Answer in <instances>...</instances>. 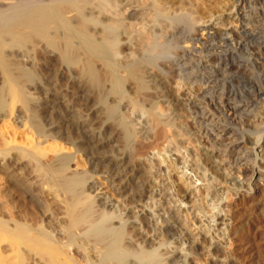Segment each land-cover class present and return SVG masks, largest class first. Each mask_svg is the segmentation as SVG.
<instances>
[{"label":"bare ground","instance_id":"6f19581e","mask_svg":"<svg viewBox=\"0 0 264 264\" xmlns=\"http://www.w3.org/2000/svg\"><path fill=\"white\" fill-rule=\"evenodd\" d=\"M210 2L218 0H0V264H236L225 250L242 226L232 224L236 206L264 214V185L256 188L264 183V0H227L215 11ZM136 75L154 96L144 105L139 92L126 100L130 126L114 101L133 89ZM165 77L183 91H172ZM85 89L102 118L122 125L124 149L136 124L147 140L167 132L160 102L173 120L183 104L201 168L182 142L170 146L168 163L169 136L145 153L166 164L165 173L181 169L184 192L168 173L157 183L168 192L161 188L157 201L173 197L188 226L163 203L145 208L156 201L158 180L140 176L142 156L125 150L109 164L96 161L106 159L97 151L105 137L85 122ZM85 148L94 159H85Z\"/></svg>","mask_w":264,"mask_h":264},{"label":"rangeland","instance_id":"374dc122","mask_svg":"<svg viewBox=\"0 0 264 264\" xmlns=\"http://www.w3.org/2000/svg\"><path fill=\"white\" fill-rule=\"evenodd\" d=\"M204 2H206V1H204ZM219 5H218V9H223V7L225 8L226 7V3H227V0H218V2H217ZM217 3H216V5H217ZM221 3V4H220ZM134 4H136V3H134ZM210 4H212L211 5V10H213V9H217V6L215 5H213V3H211L210 2ZM216 7V8H214V7ZM210 10V9H209ZM215 10H213V11H215ZM128 12H130V10L128 9V11H127V13ZM126 51H128V50H126ZM125 51V52H126ZM65 76V78L69 75V74H64ZM132 75H134V74H132ZM135 76V75H134ZM136 76H138V75H136ZM71 77V76H70ZM139 77V76H138ZM136 78V79H138V81H136V79H135V77H133L132 76V78H134L135 80H133V91L132 90H130L129 89V91H128V89H127V91L125 90V94L123 95L124 97V99L122 98L121 100L119 99H116L117 101H114L116 104H117V109L119 108V110H118V113H120V116H121V120H122V123L124 122V124H126V125H130L131 126V124H135V122L133 121L134 120V117H133V115H134V113L132 112V111H130V109H132V108H129V107H131V106H125L126 105V103L130 100V98L133 100V98L134 99H136L137 97H139V95L141 94V97L143 96V98L144 99H146V98H148V99H146V100H144L143 101V105L148 101L149 102V100L150 99H152L153 97H152V95L154 96V93H153V91H151V90H153V88L151 87V85H150V83L149 82H146V81H142L141 79H143L141 76L139 77V78ZM141 78V79H140ZM168 78V79H167ZM70 79V78H69ZM64 80V79H63ZM63 80H61V83L62 84H59L58 85V88H65V86L64 85H66V81H63ZM73 80V82H70V83H73L74 85H75V81H76V79H70L69 81H72ZM141 80V81H140ZM165 80H167V83L168 84H170V87H173V85H175L174 84V79L172 80L171 78L169 79V77H165ZM171 81V82H170ZM136 82V83H135ZM142 82V83H141ZM139 83V84H138ZM69 84V83H68ZM67 84V85H68ZM136 84H138V85H136ZM141 84V85H140ZM149 84V85H148ZM70 85V84H69ZM144 87H143V86ZM172 85V86H171ZM61 86V87H60ZM136 86V87H135ZM184 86V85H183ZM182 85H180V89H177V88H171V90L172 91H174L175 93L176 92H178V93H181V91H183L182 89L185 87H183ZM72 88H74V91H75V87L73 86ZM71 88V86H70V88L69 89H71V91L73 90ZM136 88V89H135ZM77 90V89H76ZM176 90V91H175ZM85 91H86V89H85ZM143 91V92H142ZM88 92V93H87ZM126 92H127V95H126ZM131 92V93H130ZM138 92H139V95H138ZM174 92H173V94H174ZM87 93V94H86ZM137 93V94H136ZM147 93V94H146ZM149 94V95H148ZM183 94V93H182ZM182 94H180V95H182ZM179 95V94H178ZM91 93L89 92V91H86L85 92V110L84 111H82V113H83V115L85 114V122L87 121V123L89 122V124L88 125H90L91 124V126H93L94 128H95V130H93V127H90V129L92 128V130H90V133H91V131H92V134H94V135H96V133H100L99 135H98V138L100 137V136H102V140H103V136L105 137L104 138V141H105V145H103V146H101L97 151H98V153H99V155L100 156H105L104 158H106V159H103V160H100L101 158H99V157H94L95 159H96V161H101V163H102V161H103V163L105 162V164H106V162H107V164H109V162H108V160L107 159H109V158H113V157H115L114 159H116V158H118L119 156H121L123 153H125V150L128 152V150H129V152L131 151V153H134L135 154V156L136 155H138V156H136V157H139V155L140 156H142V157H140V161L139 162H137V164L141 167V171L140 172H142L141 173V175L140 176H147V175H151V177H152V179L153 178H155V180H158V181H156V187H153V192H155L156 193V201L154 202V200L151 198V199H148L150 196H149V194H148V198H144V200H147V201H144V203L146 204V205H144L145 206V208L147 207V209L149 210V207L147 206V205H155V203H157V205H159L158 207H157V205H155L153 208L152 207H150V211L151 210H154L155 209V207L156 208H162V206H164V209H166V211L168 212V216H173L174 214H175V217H177L176 218V221H177V223H180L181 221L182 222H184V221H186V225L188 226L189 224H190V221H187V216L184 214V213H181V211H179L178 212V210H179V203H175L174 202V200H173V197L171 198V201H170V199L167 201L166 200V203L164 204L163 202H165V201H157L158 199H160V197H161V195H165V191L166 192H168V190H167V186H165V185H162V187H161V185L160 184H164L165 182V180H164V178L166 177V175L168 174V173H170L169 175H167V176H170L171 175V178H172V180H173V182H176V183H173L174 185H176L177 184V189H178V192H181V193H183L184 192V188H182V184L180 183V182H178L177 183V181L176 180H178L177 178H176V175H178L179 174V172H180V170L181 169H176V170H174V171H172V172H168V169H167V172L165 173V171H164V169H166V167L164 166V165H166V164H164V165H162V164H160V165H156V164H158V163H156V161H155V155H153V156H151L152 154H148V156H147V153H145V152H147V150H148V146H150V145H157V144H159V143H161L160 142V140H161V137H163V136H161V135H165V136H169V138H168V140H169V142H171V143H169V148L167 147V150H169V152L168 151H165V153L166 152H168V153H166V154H168V155H166L165 153H164V157H166L165 159L167 160V162L169 163V161H170V157H169V155L172 153H174L175 152V150H173V148H175V147H170V146H176V144L178 143H181V144H186L187 145V149H186V151H189L190 153V159H192V162L190 163V164H193V165H195L196 166V164H197V168H198V166L201 168V161H200V159L197 161V159H198V156H199V146H198V141H196V138H197V136L195 135V128H194V124L192 123V122H190V120H189V118H187L190 114H188V112H186V111H184V110H186V108H183L184 106H183V104H180L181 105V116L178 118V119H176V120H173V118H170L169 116H166L167 118H165V115L167 114V110H169L168 109V104H166V103H164V102H160L161 103V107L163 108V107H165V108H163V109H165L166 110V112L165 113H163L162 115V117H164V118H160L161 120H160V122L162 121H164L165 122V125L167 124V128H165V129H168L167 130V132H166V130H165V132L163 133V131H161V133H163V134H161L160 136H158V137H155V139L154 138H150V137H148V140H147V138L145 139V137H146V135L144 134V131L146 130L147 131V129H145V130H143V128L141 127H139V125L141 126V124H136L135 125V127H134V129H133V132L134 133H136L135 134V137H133L128 143H125V148H128V149H124L123 147V143L125 142V139H124V137H123V135H122V133L120 132L121 131V127H122V125H119L120 123H113V122H111V120H105L104 118H102L103 116H102V107H101V105L99 104V103H97L96 101H95V99H94V96H91ZM136 96V97H135ZM145 96V97H144ZM128 97V98H127ZM133 97V98H132ZM152 97V98H151ZM150 98V99H149ZM126 100H128L127 102H126ZM121 103H120V102ZM119 103V104H118ZM89 104H90V106H89ZM95 104V105H94ZM122 104V105H121ZM124 105V106H123ZM179 105V106H180ZM88 106V107H87ZM92 106V107H91ZM119 106V107H118ZM193 105H191V107H192ZM97 108V109H96ZM128 109V110H127ZM99 110H101V112H99L98 113V111ZM125 110V111H124ZM184 111V112H183ZM89 112V113H88ZM95 112V113H94ZM131 112V113H130ZM94 113V114H93ZM131 115H130V114ZM133 113V114H132ZM145 113V112H144ZM91 114V115H90ZM165 114V115H164ZM169 114V113H168ZM96 115H98V116H96ZM119 115V114H118ZM145 115L147 116V113H145ZM145 115H143V117H137V115H136V119L137 120H139L140 122L142 121V119L145 117ZM100 116V117H99ZM94 117H97V118H94ZM94 118V119H93ZM180 118H181V120H180ZM99 119V121H96V120H98ZM102 119H104L106 122H104V124H103V122L101 121ZM124 119V120H123ZM165 119V120H164ZM172 119V120H171ZM89 120V121H88ZM171 121H173V122H171ZM174 121H176V122H174ZM101 122H102V124L104 125H102L101 124ZM161 122V124H163L164 125V123H162ZM171 122V123H170ZM178 122V123H177ZM177 123V124H176ZM174 126V124H175V126L174 127H172V125ZM178 124H180V126L178 125ZM116 125V126H115ZM119 125V126H118ZM137 126V127H136ZM177 126V127H176ZM105 127V129H103ZM169 127V128H168ZM181 127V128H180ZM172 128V129H171ZM175 128V129H174ZM180 130V132L177 130ZM140 129H141V131H140ZM108 131V132H105V131ZM137 130V131H136ZM95 131V132H94ZM104 131V132H103ZM111 131V132H110ZM140 131V132H139ZM178 131V132H177ZM102 132V133H101ZM137 132H139V133H137ZM171 132V133H170ZM175 132L177 133V134H175ZM104 133V134H103ZM111 133V134H110ZM117 133V134H116ZM103 134V135H102ZM168 134H170V135H168ZM174 134V135H173ZM96 135V136H97ZM110 135V136H109ZM113 135H118V136H114V138H113ZM176 135H177V138H176ZM180 135V136H179ZM184 135V136H183ZM140 136V137H139ZM141 136H144L143 138H144V140H143V138L141 137ZM173 136V137H172ZM137 137H139L140 139H142V140H140L139 138L137 139ZM135 139V140H134ZM158 139V140H157ZM171 139H172V141H171ZM133 140H134V142H133ZM149 140H151V141H149ZM153 140V141H152ZM69 141H71V143L73 142V144H72V146H73V148H75V146L76 145H78V143L79 142H76L77 140H75V142L74 141H72V140H69ZM142 141V142H141ZM156 141H158V142H156ZM228 143V141H227V139H225V141H224V143L225 144H227ZM176 143V144H175ZM229 144V143H228ZM85 145V147H87L86 145V143L84 144ZM146 146H147V149H146ZM130 147H131V149H130ZM87 148H89V146L87 147ZM122 148H123V150H122ZM111 149V150H110ZM135 149V150H134ZM196 151H195V150ZM99 150L101 151V152H99ZM171 150H172V152H171ZM84 151H86L85 152V159H86V156H87V158L88 157H91V158H93L92 156H91V150H89L90 152H88V150L85 148V150ZM105 151V152H104ZM135 151V152H134ZM174 151V152H173ZM106 152H108L107 154H106ZM123 152V153H122ZM162 152H163V150H162ZM161 152V153H162ZM88 153H90V155L88 154ZM97 153V152H96ZM102 155H101V154ZM112 153V154H111ZM114 153V154H113ZM121 153V154H120ZM144 153H145V155H144ZM186 153V154H185ZM183 152V154H185V157L188 155V152ZM193 153V154H192ZM87 154V155H86ZM111 155V156H109V155ZM144 156H143V155ZM118 156V157H117ZM150 156V157H149ZM108 157V158H107ZM143 157H145V159L143 158ZM147 157V158H146ZM152 157V158H151ZM167 157H169V158H167ZM188 157H189V155H188ZM195 157V158H194ZM93 158V159H94ZM143 158V159H142ZM150 158V159H149ZM152 159L155 161V163L156 164H154V161H152ZM89 163V162H88ZM102 163V164H103ZM146 163V164H145ZM188 163V166L184 169V170H187V174L188 173H190V172H188V170L190 171V169H188V168H190V164ZM241 163H243L242 161H241ZM104 164V165H105ZM89 165V164H88ZM174 166H175V164H173ZM87 166V165H86ZM150 166V167H149ZM158 166V167H157ZM165 168H164V167ZM91 168H93L92 166H90ZM146 167V168H145ZM155 167V168H154ZM209 167H210V165H209ZM159 168H160V170H159ZM102 169V168H101ZM98 166H96V168H95V170H96V172H99L100 170H101ZM162 169H163V171H162ZM98 170V171H97ZM148 170V171H147ZM159 170V171H158ZM137 171H139V170H137ZM160 172L161 171V175H163V176H161V175H159L160 173H158V172ZM140 172H138V173H140ZM157 172V173H156ZM148 173V174H147ZM178 173V174H177ZM156 174V176H157V178H156V176H154ZM205 174H207V171L205 172ZM138 175V176H139ZM137 176V175H136ZM133 177L132 178V184H133V182L134 183H136V182H138V178L137 177ZM159 177V178H158ZM164 177V178H163ZM136 180V181H135ZM154 180V179H153ZM160 181V182H159ZM163 181V182H162ZM262 181H260L259 183H258V185H256L255 187L256 188H258V186L260 185H264V183L262 182ZM157 183H160L159 185H157ZM199 183L200 182H197V181H195V183H193L194 185H187V187L188 188H191L192 186H196V185H199ZM261 183V184H260ZM164 187V188H163ZM194 187H192V188H194ZM159 188V191L161 192H159L157 189ZM163 189L164 190V192H162V190H160V189ZM166 188V189H165ZM151 191V192H152ZM155 193H151V196L152 197H154V199H155ZM163 193V194H162ZM161 194V195H160ZM154 195V196H153ZM160 196V197H159ZM238 198V195L236 196V197H234L233 199H230L228 202H225L226 204L225 205H233L234 203H235V200ZM209 199V196L208 197H206V200H208ZM173 200V201H172ZM205 200V201H206ZM186 201H188V200H186ZM125 202H127V200H125ZM147 202V203H146ZM150 202H153V203H150ZM173 202L175 203V204H173ZM232 202V203H231ZM255 202H256V200H255ZM122 203H124V201L122 200ZM164 205H163V204ZM209 203V202H208ZM162 204V206L160 207V205ZM249 203H246L245 205H243V206H245V207H239V206H236V208H238V212H237V214L239 215V217H240V215L243 213V215H241V219L237 216V217H234V218H232L233 219V221L234 222H232V224L233 225H242L240 228H239V232L240 233H237V234H235V236H233V237H231V239L229 240L228 239V241L227 240H225V243H226V246L228 247V248H226L225 247V250H226V255L227 254H229V255H227L228 257H227V259L228 258H232L233 257V261H234V258H235V263L236 264H251V263H253V264H264V226H263V224H264V214H261V216H260V214H258V212H255V213H257V214H254V209L253 208H255L252 204H249ZM150 205V206H151ZM189 205H190V202H189V204L188 205H186L185 206V208L186 207H189ZM248 207H247V206ZM250 205H252V206H250ZM178 207V208H177ZM184 207V205H182V207L181 208H183ZM108 208H110V206H108ZM152 208V209H151ZM178 209V210H177ZM249 209V210H248ZM251 209L253 210L252 212H251ZM176 210H177V212H178V214L177 213H175L176 212ZM242 212H241V211ZM249 212H251V213H249ZM132 211H136V213L138 214V215H140L142 212H139L138 211V208H137V210H135L134 208H133V210ZM138 211V212H137ZM165 211V210H164ZM165 211V212H166ZM175 211V212H174ZM216 211V210H215ZM171 213V214H170ZM252 214V215H251ZM254 215V216H253ZM165 216L166 217H168L167 216V214L165 213ZM244 216H246V217H244ZM248 216H249V218H248ZM259 216V217H258ZM153 217H155V216H153ZM243 218H244V220H243ZM246 218H248V219H246ZM182 219V220H181ZM237 219V220H236ZM239 219V220H238ZM250 219V220H249ZM253 219V220H252ZM241 220V221H240ZM245 220H247V221H245ZM249 220V221H248ZM258 220V221H257ZM231 220H229L228 221V223H231L230 222ZM244 221V222H243ZM253 221V222H252ZM256 221V222H255ZM238 222V223H237ZM247 222V223H246ZM250 224H249V223ZM240 223H242V224H240ZM261 223V224H260ZM210 224L211 225H214V222H213V224H212V222H210ZM243 224H244V226H243ZM249 224V225H248ZM259 224V225H258ZM246 225V226H245ZM248 225V226H247ZM261 225V226H260ZM244 229V230H243ZM192 232H191V234H195V232H196V230H191ZM237 231V232H238ZM238 236V237H237ZM246 236V237H245ZM237 238V239H236ZM177 240V241H176ZM174 241H176V242H178L179 243V239H175V236H174ZM198 241H199V239H198ZM237 241V242H236ZM231 244H230V243ZM233 242H235V243H233ZM238 243V244H237ZM230 244V245H229ZM202 245H204V244H202ZM243 245V246H242ZM179 247H177V248H183V246H181V245H178ZM181 246V247H180ZM233 247V248H232ZM236 247V248H235ZM233 250H232V249ZM235 248V249H234ZM229 251V252H228ZM234 251H235V253H234ZM238 251V252H237ZM233 253V254H232ZM231 255V256H230ZM237 257H239L238 259H237ZM239 259H240V261H239ZM242 259V260H241ZM240 263H239V262Z\"/></svg>","mask_w":264,"mask_h":264}]
</instances>
